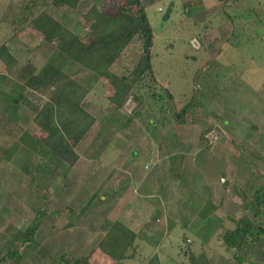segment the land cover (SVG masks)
<instances>
[{"label": "rangeland", "instance_id": "rangeland-1", "mask_svg": "<svg viewBox=\"0 0 264 264\" xmlns=\"http://www.w3.org/2000/svg\"><path fill=\"white\" fill-rule=\"evenodd\" d=\"M22 1L0 0V45L5 44L18 60L10 73L0 60V264H67L90 251L88 264H113L97 248L103 231L97 226L101 223L105 228L115 206L133 195L135 214L146 216L152 226L151 236L139 233L149 245L134 240L139 252L146 246L143 256L135 257L136 264H188L181 252L185 243H191L195 253L204 250L207 264H231L220 238L224 229L234 225L230 217L264 226V209L255 216L240 199L241 192L250 198L258 185L264 187V96L260 92L264 0H173L166 20L162 16L170 0H140L153 33L155 78L172 96L162 124L145 103L138 106L132 100L133 89L122 107L116 108L105 98L111 88L107 81L58 59L68 74L89 88L82 105L96 119L77 145L78 169L72 170L73 165L68 167L46 153L40 131L32 123V110L1 97V90L15 96L13 78L27 61L38 69L56 58L55 50L30 27L15 34L18 28L10 20ZM124 2L79 0L72 9L54 1L45 8L84 39L89 28L85 15L91 6L116 12ZM141 53V41L134 39L110 70L133 82ZM23 92L34 106L45 100L35 91ZM187 102L193 103L192 108L185 123L178 124L174 112ZM131 114V124L123 128ZM41 159L47 165L45 176L40 172L38 182H31L30 174ZM114 161L132 164L130 171L128 165L119 171L130 180L112 184L109 200L90 204L79 214L89 197L100 194L112 181L106 183L109 177H103L115 175L108 167ZM35 197L44 200L46 214L34 235L35 244H23L15 235L33 218L39 203ZM140 202L147 209L137 210ZM99 212L102 219L97 217ZM183 234L186 242L182 243ZM8 242L21 255L17 261L1 260ZM40 248L51 259H42ZM242 264H264V244L245 256Z\"/></svg>", "mask_w": 264, "mask_h": 264}, {"label": "trees", "instance_id": "trees-1", "mask_svg": "<svg viewBox=\"0 0 264 264\" xmlns=\"http://www.w3.org/2000/svg\"><path fill=\"white\" fill-rule=\"evenodd\" d=\"M54 1L72 9L79 2V0H39V2L23 0L18 4L10 20L18 28L15 34L23 27H30L55 50L56 58L45 62L38 69L27 61L13 78L17 89L14 91L15 96L1 90V97L7 102L9 100L10 104H24L29 107L33 112L32 123L40 131V143L46 153L71 167L79 159L77 145L86 137L96 119L82 105V101L89 94V88L68 74L65 67L60 64V59L67 63L78 64L84 70L91 72L95 79L103 78L107 81L111 88L110 94L105 98L116 108L122 107L133 89L135 94L130 96L132 100L138 106L145 103L160 124L166 119V105L172 101V96L169 89L159 85L155 78L152 61L153 33L145 7L140 0H125L123 4L118 5L116 12L99 10L97 6H91L85 15L89 21V28L84 39L47 12L45 7ZM134 39L141 41L142 53L136 62L139 72L133 82H130L128 78L113 73L110 67ZM167 47L174 51L168 45ZM0 60L4 64L6 73H10L18 63L17 58L11 54L5 44L0 45ZM27 89L44 96V102L40 106H34L23 95V91ZM260 92L264 96V84ZM192 105V102H187L174 112L176 123H185L186 114ZM134 115L138 116L139 113L136 112ZM133 118V114L128 116L122 127H129ZM41 161L30 174L31 182H38L40 172L45 176L47 165L45 160L41 159ZM36 196L41 200L43 198L38 194ZM94 197H89L79 214L86 211ZM37 198L35 197L39 203L34 208L33 218L24 229L19 230V235H15V240L21 237L23 244H35L34 235L46 214L44 200L41 202ZM240 199L243 207L250 208L255 216L259 215L264 209V187L258 185L250 198L241 192ZM230 221L234 224L232 228L224 229L220 235L222 246L228 252L231 264H242L245 256L254 253L256 248L264 244V226L254 227L244 218L230 217ZM185 238L183 234L182 243L186 242ZM135 239L136 235L133 231L115 220L97 243V248L109 257L113 264H119L133 260L140 254L138 244L134 243ZM185 244L181 252L188 264L208 263L204 250L195 253L191 249V243ZM5 250V258L1 260L14 258L17 261L21 256L10 246V242L5 246ZM40 255L42 259H51V254L43 248H40ZM90 255L91 251L75 257L67 264H88Z\"/></svg>", "mask_w": 264, "mask_h": 264}, {"label": "crops", "instance_id": "crops-1", "mask_svg": "<svg viewBox=\"0 0 264 264\" xmlns=\"http://www.w3.org/2000/svg\"><path fill=\"white\" fill-rule=\"evenodd\" d=\"M80 144V143H79ZM77 149H78V147H76ZM79 160V159H78ZM77 160V161H78ZM106 165H108L107 163H106ZM126 165H128L129 166V171H130V168H132V164L130 163V164H126L125 163V161L124 162H113V164L110 166V165H108V167L110 168V167H112V170H114V172H115V175L114 176H110V174H108V173H105V175H104V177H103V180L105 179V178H107V177H109L108 178V181H106V183H109V180H112V181H110V184H107L108 185V187H106L105 188V190H103V191H101V193L99 194H97L96 192H95V196L96 197H94V198H97V201L96 202H92V204H94V205H97L96 203L98 202V203H100L101 201H104V199L105 198H108V200L110 199L109 197H110V195L111 194H109V193H112V188L110 187L112 184L113 185H116V182H119V183H121V182H126V180H130L129 179V177L130 176H122V175H120L119 174V171H122V169L126 166ZM123 166V167H122ZM78 167V164H77V162L71 167V170H72V168L74 169V168H77ZM99 168H101V163L99 164ZM125 168H127V166L125 167ZM125 168H124V171H125ZM78 169V168H77ZM93 170H94V168H93ZM128 170V169H127ZM123 171V172H124ZM139 180L140 181H143V179L140 177L139 178ZM121 187L122 186H120L119 187V189H121ZM102 188H104V186H102ZM122 189H124V188H122ZM96 191V190H95ZM98 195V196H97ZM95 200V199H94ZM93 200V201H94ZM133 200H136V197L133 195L132 197H131V199L128 201V202H124L120 207H116L115 206V214L112 216V215H110V218H112V220H110L109 222H108V225L105 227V228H103L102 229V226H100V225H102L101 223H99L98 224V226H97V230H103V231H101V234H100V237L102 238L103 237V235L105 234V232L107 231L106 229H108L109 228V224H111L113 221H115V220H117V221H119V222H121L123 225H125L127 228H129L131 231H133L134 232V234L136 235V239L135 240H140L141 241V239H143L142 237H141V235H139V233L140 232H142L145 236H147V235H150L151 236V233L150 232H148L150 229H151V224H149V220L146 218V216L145 217H139V216H137L136 214H135V206L132 208V206H131V202L133 201ZM114 207V206H113ZM140 208L141 209H147V208H145L144 207V204L142 203V202H140L139 203V205L136 207V209L137 210H140ZM146 211H148V210H146ZM149 212H150V210H149ZM107 214H109V211L107 212ZM99 219H102V217H101V215H100V212H99V214H98V216H97ZM140 218H142L143 220L141 221L140 220ZM112 221V222H111ZM111 222V223H110ZM138 228V229H137ZM149 229V230H148ZM144 231V232H143ZM100 238V239H101ZM99 239V240H100ZM98 240V241H99ZM97 241V242H98ZM144 240H142L139 244H141V243H143L144 245H149V244H147V243H145V242H143ZM178 245H179V243H178ZM178 245H177V247H178ZM141 246V245H140ZM146 247V246H145ZM145 247H143V248H141V250H140V254L137 256V257H141V256H143L142 254H143V251H144V248ZM177 251H178V248H177ZM179 252H180V249H179ZM101 256H105L104 254H102L101 253ZM221 257V256H220ZM131 261H133L131 264H136V259L134 258L133 260H131Z\"/></svg>", "mask_w": 264, "mask_h": 264}, {"label": "water", "instance_id": "water-1", "mask_svg": "<svg viewBox=\"0 0 264 264\" xmlns=\"http://www.w3.org/2000/svg\"><path fill=\"white\" fill-rule=\"evenodd\" d=\"M173 4H174L173 0H170V1L168 2L167 6H166V8H165V11H164V13H163V16H162V19H163V20H166L167 17H168V15H169L170 12L172 11ZM222 182H223V184H226V182H224V181H222Z\"/></svg>", "mask_w": 264, "mask_h": 264}]
</instances>
